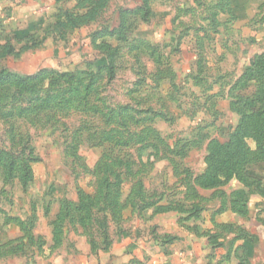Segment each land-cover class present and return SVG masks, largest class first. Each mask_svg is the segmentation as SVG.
Returning <instances> with one entry per match:
<instances>
[{
  "label": "rangeland",
  "instance_id": "374dc122",
  "mask_svg": "<svg viewBox=\"0 0 264 264\" xmlns=\"http://www.w3.org/2000/svg\"><path fill=\"white\" fill-rule=\"evenodd\" d=\"M0 80V264H155L167 217L264 237V0H0ZM241 118L251 177L199 185Z\"/></svg>",
  "mask_w": 264,
  "mask_h": 264
},
{
  "label": "crops",
  "instance_id": "0c3cea01",
  "mask_svg": "<svg viewBox=\"0 0 264 264\" xmlns=\"http://www.w3.org/2000/svg\"><path fill=\"white\" fill-rule=\"evenodd\" d=\"M247 63L248 60L245 59L243 64ZM252 197L260 199V196L256 194H252ZM227 208L226 206L223 213H217L215 216L218 224L236 222L246 224L247 219L241 218ZM165 223L171 237L165 244V252L152 260L155 264H235L236 249L243 246L248 250L253 264L264 259V237L261 234H257L252 240L237 237L232 242V233L216 234L218 230H211L213 224L207 226L210 230L197 231L195 227L198 225L194 223L191 224L193 228L182 229L176 218L167 217Z\"/></svg>",
  "mask_w": 264,
  "mask_h": 264
},
{
  "label": "trees",
  "instance_id": "16d2710c",
  "mask_svg": "<svg viewBox=\"0 0 264 264\" xmlns=\"http://www.w3.org/2000/svg\"><path fill=\"white\" fill-rule=\"evenodd\" d=\"M30 78L31 76H28L26 79L21 78L20 80H18V83L20 85L25 84V82H27V80ZM3 82L4 81L0 80V83H3ZM263 108H264V105L262 106L261 111L258 112V116H257V118L260 119L259 121L261 123L260 125L259 124L258 125L261 127L264 126ZM246 119L247 118L240 119L239 125L236 127V130L233 131L231 136H229V141L225 145L223 144L221 145L218 141L210 142L209 152L206 157L207 167L203 173H201L200 175L196 177V181L198 182L199 185L204 186V187L214 186V185L219 184L218 182H222V180L228 179V177H235L239 181L244 182V183H246L249 180V177H251V174L247 170L248 166L247 167L245 166L249 162V157L247 153L249 150V147L247 145L241 144V141H243L242 137H244L247 133L248 126H247ZM257 134H258V131H256L254 138L256 137ZM223 148H227L230 152L223 153L222 152ZM255 148L256 150H258V152H260V154H264V147L261 146V144L256 143ZM6 155H8L7 151H0V163H3L2 161L3 158H1V156L3 157ZM8 163L10 166L13 164L11 161ZM29 169L30 168L28 167L26 171H30ZM220 172L224 173V175L221 176ZM220 178H221V181H220ZM254 181L256 183V188H259L260 181L258 179L253 180V182ZM248 191L250 192L251 190L249 189ZM237 199L241 200L242 197L238 195ZM247 201H248L247 198L243 199V204L241 206L244 207Z\"/></svg>",
  "mask_w": 264,
  "mask_h": 264
}]
</instances>
